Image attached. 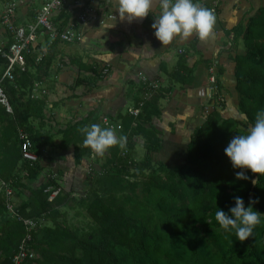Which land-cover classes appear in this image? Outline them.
I'll return each instance as SVG.
<instances>
[{"label": "trees", "instance_id": "trees-1", "mask_svg": "<svg viewBox=\"0 0 264 264\" xmlns=\"http://www.w3.org/2000/svg\"><path fill=\"white\" fill-rule=\"evenodd\" d=\"M82 1L86 5L92 0ZM102 7L108 11L109 6ZM73 9L69 6L60 10L55 23L64 26L74 16ZM153 22L150 12L143 25L150 29ZM224 33L231 35L230 45L235 51L230 59L234 63L237 112L241 118H223L213 109L191 133L184 162L170 166L153 159V154L162 148L160 134L151 125L152 118L160 114L158 94L144 100L138 117L125 113L126 122H137L135 135H149L152 139L142 159L144 167H155L147 175L148 203L128 194L120 206H116L111 194L106 198L97 194L87 196L84 206L98 226L83 235L67 230L65 225L38 227L31 243L37 256L32 264H264V219L254 229L253 237L243 242L215 221L217 208L227 212L234 206L236 196L244 199L245 206L255 201L253 208L264 214V176L245 169L249 179H236V172L241 169H234L224 154L229 141L243 134L254 123L256 113L264 109V5ZM197 41L198 36L186 47L172 75L180 84L191 83L196 65L215 66L213 60L204 59L196 49ZM240 42L243 52L237 53ZM9 43L10 40L0 49L7 50ZM56 43L47 42L42 53L26 54L25 70L16 69L12 81H2L12 113L0 105V179L12 180L14 189L28 191L27 199L18 205L19 213L25 217H39L53 204L48 201L51 192H45L51 186L50 179L38 186L24 185L34 182L43 171L45 151L72 146L75 165H80L85 155L74 140L80 124L69 123L55 133L45 130L46 95L30 98L33 82H43L50 76L57 54ZM189 54L198 56L191 67L186 65ZM6 65L0 55V79ZM103 68L99 63L86 65L85 74L75 77L72 89L83 87L86 93L91 92L103 79ZM216 72L223 92L222 69ZM18 129L30 138L38 157L36 162L22 159ZM48 134L59 135V145ZM135 146L133 141L128 143L125 159L131 160ZM61 175L59 171L57 176ZM23 235V225L7 218L0 192V264H10ZM78 250L80 258L76 256Z\"/></svg>", "mask_w": 264, "mask_h": 264}, {"label": "crops", "instance_id": "crops-1", "mask_svg": "<svg viewBox=\"0 0 264 264\" xmlns=\"http://www.w3.org/2000/svg\"><path fill=\"white\" fill-rule=\"evenodd\" d=\"M45 1L16 0L18 6L15 22L24 23L32 18ZM211 1L197 0L202 4L201 6L210 5ZM92 2L89 4L97 3ZM117 3L118 0H110L107 11L108 14H115V21L106 19L103 24L91 21L80 26L83 33L80 45L87 50L90 49V46L98 45L97 47H100L99 44L102 45L101 48H104L105 52L102 55H96L95 60L113 65L111 73L107 77L102 76L103 79L97 83V87L89 93H86L83 87V89L72 90L73 81H69L71 71L65 67L58 69L54 76H49L42 82L47 88L46 83L51 80L49 95L46 89L47 106L50 104L49 111L45 112L46 126L52 124L56 131L75 122L80 124L79 127L81 125L90 127L94 124L93 120L99 115L109 116L116 120L120 113H127V108L135 103H130L131 98L128 95H132L135 99V94H130L129 92H133V90L128 88H133V83H136L141 77H146L157 84V89L159 88L157 106L160 109V114L152 118L151 125L160 134L162 148L153 154V159L170 166L182 164L191 133L204 122L206 115L214 109L206 99L208 68L204 64L196 65L190 84H180L172 76L181 59L180 52L186 53V47L197 35L193 34L187 39L176 37L169 45L163 46L155 38L154 30L144 27L143 23L146 17L131 23L127 20L121 21L116 11ZM263 5L264 0H218L216 23L211 34L204 40L198 37L196 49L200 51L204 59L213 60L216 71L222 69L220 81L226 103L222 109L216 110L223 118H241L237 112L234 63L230 59L235 51L230 45L231 35L226 36L224 31L230 30ZM159 6L158 0H154L151 9L154 21L160 14ZM2 10L3 5L0 3V15ZM72 13L75 19V8ZM100 13L103 12L100 10ZM58 15L59 13H56L53 20H56ZM113 23L114 26L111 27ZM7 41L8 36L0 22V48L4 47ZM39 43L40 51L42 50L40 53H42L46 50L47 42L40 41ZM106 44H108L107 47H105ZM236 52H243L241 42ZM197 59V55H186V65L191 67ZM89 62L91 63L92 60ZM108 64L104 66H109ZM206 110H209L207 114ZM138 146L139 144L136 143L135 147ZM53 148L56 149L54 154L60 156L56 161V166L58 163H63V156L70 157L72 160V146L64 150ZM48 150L45 151L47 154ZM44 163L45 161L42 162L43 167ZM44 171L45 169L34 181L38 182L36 185L44 181ZM26 192L28 193V191ZM17 200L18 198H15L16 205L18 204Z\"/></svg>", "mask_w": 264, "mask_h": 264}, {"label": "rangeland", "instance_id": "rangeland-1", "mask_svg": "<svg viewBox=\"0 0 264 264\" xmlns=\"http://www.w3.org/2000/svg\"><path fill=\"white\" fill-rule=\"evenodd\" d=\"M92 1L98 3L95 4V8L97 9V11L100 12L101 10V12H103L102 15L108 14L107 11H104V8L102 6H109L110 0ZM205 6L210 9L209 4H204V7ZM56 42L57 54L50 71V76H54L55 72H57L58 69L65 67L69 71H71L69 73V81L72 82L79 73H81V75L85 74V66L90 64V60H92L91 63H99L101 66L108 64L105 62H96L95 60L96 55H102L105 52L103 51L104 48H101L102 45L100 44V47H97L98 45L90 46V49L87 50L80 45V42ZM107 45L108 44H106L105 47H107ZM237 48H239V44ZM184 54V52H180L181 57H183ZM108 65L109 71L106 75H103V77H107V75L111 73V68L113 67V65ZM214 67L216 70V65ZM50 82L51 80L46 83L48 95L51 89V85L49 84ZM79 89L83 88H73L72 90ZM128 89L133 90V92H129L130 94H135V99L132 95H128L131 98L130 103L142 99L147 101L150 98V96L147 98V95H145L148 90L146 85L143 84L141 80H138L136 83H133V88ZM158 93L159 88L156 91L152 92L151 95ZM46 100L48 99L46 98ZM208 102L212 104L213 101L208 100ZM46 107L47 111H49L50 104ZM212 107L215 109L214 105H212ZM208 111L209 110H206L205 113L207 114ZM124 114L120 113L118 115V118L115 120L121 123L122 126V128L119 131H116V133L117 135H124L127 137V146L130 141L139 144V146L135 147L132 151L130 157L131 160L125 159L126 149L122 150L118 146L112 147L103 156L95 153V151H93L90 147L84 144L85 136L80 131V129L84 128V126L82 125L79 128L78 133L75 134L74 138L75 142L78 143V147L85 151V155L80 165H75L73 158L71 160L70 157L66 158L65 156H63V163H58V166H56V161L60 158V156L54 154L56 151L55 148L49 149L48 154L46 152V154H43V160L45 161V171L43 179L44 181L50 179V185L52 189H54V193L57 192V194L55 195L54 200L48 199L49 202L53 203L52 207L49 208L47 211H42L39 214V217L42 221L41 226L53 227L55 225H65V228H67V230H70L73 233L77 232V234L79 235H83L91 231V229L95 226H98L99 223L94 219V217L91 216V214L85 208L84 200L87 196L92 194H97L101 198H106L108 195L111 194V196H113L115 200L116 206L121 205L122 198L127 194L135 199L144 201V203H148L149 198L147 196L148 193L146 190V181L148 173L153 170L154 166L150 168L144 167L142 164V159L145 153V147L147 143L152 139L149 135H135L134 130L137 127V122H126L127 116H124ZM103 118V115L97 116V118L93 120L94 124H99L101 127H103ZM45 130L53 131V133L54 131H56L52 124H49L48 126L45 125ZM48 135L53 138V142H56V144L59 143V135ZM51 151L53 152L51 153ZM59 171L62 172L61 176H57V173ZM37 183L25 182L24 185H36ZM54 193H51L50 195H54ZM28 195L29 193L24 192L23 189H15L14 201L15 198H18L17 205H20L22 201L27 199ZM76 256L80 258L81 251L78 250L76 252Z\"/></svg>", "mask_w": 264, "mask_h": 264}, {"label": "built area", "instance_id": "built-area-1", "mask_svg": "<svg viewBox=\"0 0 264 264\" xmlns=\"http://www.w3.org/2000/svg\"><path fill=\"white\" fill-rule=\"evenodd\" d=\"M3 5V10L0 15V22L3 26L10 43L7 50L0 49V55L6 62V68L0 79V105H2L8 113H12V108L9 103L8 96L3 88L2 81L8 79L12 81L14 79V72L16 69L20 71L25 70L26 60L25 55L32 52H41L39 48V42H53L58 41L60 43H81L83 39V33L80 28L91 21H97L99 24H103L106 19H113L115 14L109 13L102 15L95 5L83 4L82 0H46L40 8L34 13L32 18L24 23H16L15 15L16 8L18 6L16 0H0ZM73 7L76 9L75 19H70L64 26H59L53 20V16L59 13L60 10ZM218 8V0H212L210 3V10L216 13ZM3 48V47H2ZM39 60V57L37 61ZM109 71L108 66H104L102 74L105 75ZM209 76L206 88V97L208 100L213 101L212 105L216 109H221V105L225 103V96L220 90L217 79V72L214 66L209 67ZM9 73V75H5ZM140 80L146 85L148 92L145 94L147 98L151 96L152 92L157 90V84L146 77H141ZM30 98L39 99L46 95V88L42 81H34L31 86ZM144 105V99L138 101L134 106L127 108L126 112L136 118L139 116L141 109ZM102 125L106 128H112L115 131H119L122 126L119 122L104 116L102 119ZM18 137L21 146V157L24 161L34 163L38 160L37 154L33 151V146L27 133L22 129H18ZM12 180L0 179V192L4 199L5 213L9 220L18 221L23 225L24 235L19 241L16 251L11 258L10 264H32L36 259L35 252L31 249V243L33 241V233L38 227H41L40 217H25L18 211V206L14 201V186ZM45 192L54 191L49 186ZM54 195H50L49 199L52 200Z\"/></svg>", "mask_w": 264, "mask_h": 264}, {"label": "clouds", "instance_id": "clouds-1", "mask_svg": "<svg viewBox=\"0 0 264 264\" xmlns=\"http://www.w3.org/2000/svg\"><path fill=\"white\" fill-rule=\"evenodd\" d=\"M158 2L160 14L151 28L161 45H169L176 37L187 39L196 34L204 40L211 34L216 16L212 10L201 6L197 0H158ZM153 3L154 0H118L116 11L121 21L127 20L131 23L147 17ZM113 19L115 21L116 17L113 16ZM113 26L114 23L111 27ZM80 131L85 136L84 144L98 155L103 156L112 147L126 149L127 137L117 135L112 128L92 124ZM224 154L234 169H241L236 172V179H249L243 171L245 169L264 176V109L256 113L254 123L243 134H238L229 141ZM254 203L255 201H249L245 206L244 199L236 196L234 206L227 212L217 208L215 221L221 229L227 233H234L235 239L243 242L253 237L254 229L264 219V214L253 208Z\"/></svg>", "mask_w": 264, "mask_h": 264}]
</instances>
